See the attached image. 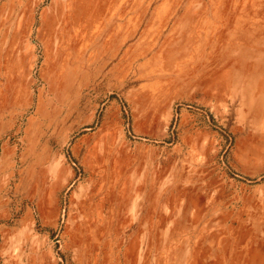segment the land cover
<instances>
[{"label": "rangeland", "instance_id": "rangeland-1", "mask_svg": "<svg viewBox=\"0 0 264 264\" xmlns=\"http://www.w3.org/2000/svg\"><path fill=\"white\" fill-rule=\"evenodd\" d=\"M0 264H264V0H0Z\"/></svg>", "mask_w": 264, "mask_h": 264}]
</instances>
